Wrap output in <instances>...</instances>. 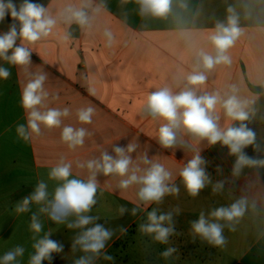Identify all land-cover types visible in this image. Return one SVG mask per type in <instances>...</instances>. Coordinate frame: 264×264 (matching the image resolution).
<instances>
[{
	"label": "crops",
	"instance_id": "obj_1",
	"mask_svg": "<svg viewBox=\"0 0 264 264\" xmlns=\"http://www.w3.org/2000/svg\"><path fill=\"white\" fill-rule=\"evenodd\" d=\"M9 2L17 12L24 5V0H4L0 35L15 25L18 35L8 55L19 46L27 48L30 57L24 65H12L0 58V66L11 72L9 78L0 79V260L7 252L22 246L23 255L11 264H29L35 254L33 244L48 234L51 240L63 245V250L53 252L52 259L42 264H74L81 257H91L90 264H108L105 254L111 255L116 250V258H120L125 252L137 254V247L138 253L145 254L144 261L154 263L150 248L156 244L159 247L156 263L169 264L170 258L162 253L169 248L176 250L173 243L182 248L214 247L191 226L203 212L210 222L224 225L223 235L258 233L234 264H264V163L245 166L234 175L236 157L227 146L220 142L213 145L207 138L189 133L182 124L174 129L176 142L165 148L159 140V129L167 121L146 112L148 95L165 87L173 95L189 87L198 96L218 93L223 100L235 95L247 113L246 120L226 116L221 103L211 116L220 131L246 124L256 138L243 151L256 161H264V0H171V10L164 17L142 15L137 0H30L45 8V16L56 20L51 33L34 43L19 35L22 24L18 17L12 16V9L7 7ZM69 8H83L88 24L69 22ZM229 17L236 19L240 29V36L227 52L231 64H218L206 72L208 79L204 85H188V74L194 69L203 71L199 53L216 55L210 37L218 25L227 26ZM106 29L114 37L111 46L104 35ZM39 74L46 76L43 90L47 96L37 109L45 112L67 108L69 115L61 118L59 127L49 129L41 123L40 134L32 133L26 141L17 132V126L27 127L29 119L30 110L23 106V92ZM87 107L94 109L91 123H82L77 113ZM65 126L86 130L83 145L72 149L63 142L61 134ZM130 144L136 146L133 152L127 151ZM114 146L123 147L131 157L129 175L133 171L143 175L151 166L144 163L145 159L161 164L171 173L165 184L178 188V194H165L159 202L145 203L138 197L140 184L124 189L120 182L126 176L104 175L87 168V162L99 160L103 152L116 158ZM197 154L205 160L202 167L210 183L192 197L180 172ZM61 160L71 165L69 179L87 182L95 171L96 203L85 213L95 219L82 228L67 227L75 222L74 215L64 223H56L47 212L40 211L63 184L49 178L51 169ZM40 181L47 185V200L40 204L30 202L28 211L19 212L18 206L34 193ZM219 181L223 182V188L213 192ZM242 198L246 211L231 222L234 231L229 230V222L210 216L215 208L230 206ZM121 207L126 211L121 212ZM152 210L157 216L171 214V221L163 222L164 227L173 229L167 243L156 241L154 233L140 229L149 223L148 213ZM33 214L42 225L38 233L31 228ZM95 224L112 232L100 255L86 253L78 244L73 248L75 240ZM193 256L183 255L181 260L184 263L191 260L193 264L205 260L204 256Z\"/></svg>",
	"mask_w": 264,
	"mask_h": 264
},
{
	"label": "clouds",
	"instance_id": "obj_2",
	"mask_svg": "<svg viewBox=\"0 0 264 264\" xmlns=\"http://www.w3.org/2000/svg\"><path fill=\"white\" fill-rule=\"evenodd\" d=\"M140 5L142 15L151 14L156 17H164L171 10V0H137ZM7 7L12 9V16L18 17L22 26L19 35L29 41L36 42L42 37L48 36L52 28L56 25V20L50 16H45V8L42 5L31 3L30 0H24L23 7L16 11L15 5L11 2ZM87 7V4H85ZM6 5L4 0H0V18L5 15ZM71 15L68 17L69 22L75 21L81 26L87 25L89 18L87 13L81 9L69 8ZM231 11V9H229ZM17 29L13 25L9 32L0 35V58L6 60L12 65H24L29 62L30 52L25 47L16 46L11 55H8L10 49L14 48L17 39ZM104 35L108 38V45L111 46L114 39L110 30H105ZM240 36V29L237 27V21L234 17H229L227 26L220 24L215 34L210 39L216 49V55L207 53H199V63L203 71L194 69L192 73L186 77L187 84L191 86L204 85L208 79L206 72H210L218 64H231V57L227 54L236 39ZM11 75L8 68L0 66V79H7ZM46 79L44 74H39L30 81L23 92V106L29 109V119L27 127L23 124L17 126V132L24 140H28L32 133L40 134V124L43 123L47 128L59 127L61 118L69 115L67 108L62 111L59 109H48L41 112L37 109L41 105L47 93L43 90V84ZM235 91V86H233ZM218 103L222 104L225 115L239 121L248 118L247 113L243 110L241 102L235 95L229 96L227 99H221L218 93L197 95L193 87L186 88L179 94L173 95L167 87L148 95L146 101V112L153 118L160 117L167 121L159 129L160 143L165 147H171L176 142V133L174 129L181 124L191 134L201 138H207L209 143L217 142L227 146L230 154L236 157L233 165V174L238 175L245 166L256 163H264V161H256L243 151V149L252 145L255 141V132L241 124L239 127H231L226 131H220L217 123L214 121L211 113L215 110ZM183 109L182 113L178 109ZM94 109L92 107L81 108L78 110V120L82 123H91ZM30 129V131H29ZM87 135L85 129H74L71 126H65L62 130L61 138L69 148L74 149L84 143V137ZM135 145L130 144L127 148L128 152L135 150ZM116 158L107 152H103L99 160H90L87 162L89 170L103 172L104 175L117 174L121 177H127L120 182L121 188H128L132 184H140L138 197L145 203L159 202L165 194H178V188L168 187L165 181L171 178V173L166 171L163 165L151 163L147 159L145 164H151L143 175H137L133 171L129 175L131 157L126 155L125 149L121 146H114ZM205 160L200 155H195L189 160L186 166L180 172L187 192L190 196L196 197L206 183H210L209 176L202 165ZM84 167L83 164L79 165ZM71 175V165L64 163L63 160L53 167L49 173L50 179L63 181V184L55 189L53 198L47 201V206L40 209L41 212H47L49 219L56 223H64L65 220L74 215L76 220L74 223H68V228H82L90 224L95 218L85 213L90 212L92 206L96 203L94 196L97 191L95 183V171L92 177L84 182L79 179H69ZM223 188V182H217L213 187V192H218ZM45 182H38L34 193L24 198L21 205L18 206L19 212L28 211L30 202L40 204L45 202L48 197ZM121 212L126 211L123 207ZM135 214L136 209H133ZM246 211V201L242 198L233 202L230 206H220L210 212V216L216 221L224 220L229 222V230L234 231L235 228L231 222L236 221L244 215ZM31 228L35 232H40L42 225L36 214L32 215ZM149 223L140 226L142 232L147 234H155L154 239L160 243H167L169 235L173 232L171 227H164V221H171V214H162L157 216L155 210L148 213ZM193 231L206 240L209 244L222 247L226 243L223 235L224 225L216 222H210L205 218L203 212L200 213L198 220L192 222ZM112 236V232L105 229L100 224H95L91 228H87L76 240L73 245H80L84 252H90L99 256L101 250L105 247V243ZM35 254L30 257L29 264H42L44 260H51L53 252L63 250V245L49 238L46 234L42 239L33 244ZM25 249L17 246L15 250L7 252L0 260V264H11L16 260L17 256H22ZM175 251L169 248L162 253L164 257L170 256ZM105 259H112V256L105 254ZM91 257H81L74 261V264H90Z\"/></svg>",
	"mask_w": 264,
	"mask_h": 264
},
{
	"label": "rangeland",
	"instance_id": "obj_3",
	"mask_svg": "<svg viewBox=\"0 0 264 264\" xmlns=\"http://www.w3.org/2000/svg\"><path fill=\"white\" fill-rule=\"evenodd\" d=\"M223 221V220H222ZM237 224V223H236ZM258 233H246L241 234L238 232H225L224 236L226 238V243L222 247L214 246L213 248H195L193 246L180 247L179 243H173L176 248L174 253L166 258H170L169 264H193L191 260H188L186 263L182 262L181 258L183 255L186 257H194L193 255L198 254L204 256V262L199 261L197 264H234L236 260L244 254V252L252 245V243L258 237ZM179 242V241H177ZM156 247H151L150 250H153V259L154 263L151 261H144L145 254L138 253L140 249L136 248L137 254L135 252H125L123 255H120V258H116V250L111 251L112 259L108 260V264H158L156 259L159 256L158 253V244ZM149 250V249H148Z\"/></svg>",
	"mask_w": 264,
	"mask_h": 264
}]
</instances>
